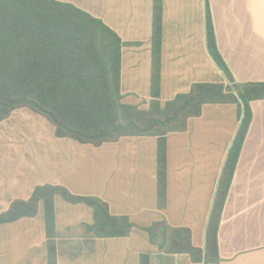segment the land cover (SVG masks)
Masks as SVG:
<instances>
[{
  "label": "crops",
  "instance_id": "1",
  "mask_svg": "<svg viewBox=\"0 0 264 264\" xmlns=\"http://www.w3.org/2000/svg\"><path fill=\"white\" fill-rule=\"evenodd\" d=\"M103 20L122 39L121 92L147 109L151 99L153 0H58ZM208 17L228 72L208 48ZM264 82V0H165L161 102L188 93L195 83ZM251 114L218 229L219 264H264V99ZM237 105H207L188 130L167 137V194L158 195L155 137H124L102 147L55 136L54 126L28 109L0 123V215L43 185L108 203L113 216L134 224L128 237L98 238L87 230L94 212L57 196L58 264L195 263L167 254L149 229L163 225L191 231L205 251L207 228L220 180L239 133ZM43 209L34 218L0 226V264H48Z\"/></svg>",
  "mask_w": 264,
  "mask_h": 264
},
{
  "label": "trees",
  "instance_id": "2",
  "mask_svg": "<svg viewBox=\"0 0 264 264\" xmlns=\"http://www.w3.org/2000/svg\"><path fill=\"white\" fill-rule=\"evenodd\" d=\"M165 0H153L151 99L147 109L125 102L121 92V37L102 20L73 4L58 0H0V123L20 109L49 121L55 136L102 147L124 137L157 138V181L160 202L167 194V137L188 130L207 105L238 106L239 133L226 162L207 228L205 251L194 247L186 228L163 225L148 231L152 242L167 254H187L195 263L219 264L218 229L237 162L249 130V104L264 99V82L223 85L195 83L188 93L161 102V65ZM208 48L216 63L228 72L218 51L208 17ZM85 203L94 212L87 230L98 238L128 237L134 224L113 216L108 203L80 197L62 186L43 185L30 199L16 200L0 215V226L34 218L43 209L48 264H58L55 199ZM141 264H150L141 254Z\"/></svg>",
  "mask_w": 264,
  "mask_h": 264
},
{
  "label": "rangeland",
  "instance_id": "3",
  "mask_svg": "<svg viewBox=\"0 0 264 264\" xmlns=\"http://www.w3.org/2000/svg\"><path fill=\"white\" fill-rule=\"evenodd\" d=\"M101 20V19H100ZM103 21V20H102ZM104 22V21H103ZM105 23V22H104ZM153 45V44H152ZM152 50H153V46H152ZM162 100V99H161Z\"/></svg>",
  "mask_w": 264,
  "mask_h": 264
}]
</instances>
